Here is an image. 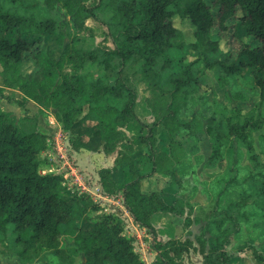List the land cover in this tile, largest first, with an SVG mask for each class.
Listing matches in <instances>:
<instances>
[{
	"label": "trees",
	"instance_id": "1",
	"mask_svg": "<svg viewBox=\"0 0 264 264\" xmlns=\"http://www.w3.org/2000/svg\"><path fill=\"white\" fill-rule=\"evenodd\" d=\"M40 1L45 9L59 5L77 20L97 19L96 10L102 11L112 47L85 49L76 45L77 39L63 44L57 22L39 12ZM215 3L216 18L206 0H0L2 84L19 91L24 99L54 109L56 121L71 135L75 150L117 157L113 167L98 171L100 195L120 198L134 224L154 238L153 221L159 215L182 219L184 227L191 224L177 201L166 202L162 191L143 192L142 182L154 176L172 180L175 151L180 146L177 134L180 130L201 131L194 119L179 116L200 84L198 72L219 69L225 75H240L239 67L245 68L243 76L251 78L264 101V77L258 75L264 72V0ZM174 17L190 21L192 42L174 27ZM232 20L234 35L238 26L243 27L245 36L258 42L255 47L241 43L235 59L220 51L211 35L215 25L225 31ZM24 32L36 39L23 38ZM45 37H53L61 49L57 59L48 55ZM27 53L32 68L24 72ZM138 83L148 93L145 103L150 123L140 120L136 112ZM21 120L15 125L0 110V246L4 252L21 259L30 248L40 246L51 251L58 264H72L66 253L71 248L83 255L85 264H145L134 251L133 239L122 234L117 217L97 216L88 229L77 224V213L86 215L98 206L87 196H69L60 175L39 173V156L46 149L47 137L39 131L35 117L25 115ZM159 126L168 137V153L157 148L154 130ZM225 128L253 152L248 130L261 128L257 119L226 120ZM211 129V125L206 127L213 136ZM214 151H218L216 143ZM261 166L264 171V161ZM247 205L264 219V184L252 195L242 196L237 208ZM224 218L231 222L232 230L213 240L202 264H230L226 248L231 235L239 230L238 215L224 214ZM64 237L71 242L67 248L62 247ZM190 246L189 241L174 236L155 241L153 264H183Z\"/></svg>",
	"mask_w": 264,
	"mask_h": 264
},
{
	"label": "rangeland",
	"instance_id": "2",
	"mask_svg": "<svg viewBox=\"0 0 264 264\" xmlns=\"http://www.w3.org/2000/svg\"><path fill=\"white\" fill-rule=\"evenodd\" d=\"M40 2L42 5V1ZM206 2L216 18L218 6L215 0ZM41 7L39 12L42 15L57 22V30L63 35V44L77 39L76 45L85 49L112 47L104 24L106 17L102 11L96 10L97 19L77 20L66 15L59 5L51 9H45L43 5ZM239 15L240 12H237V16ZM172 21L174 27L183 33L185 40L192 42L194 27L190 21L178 17H174ZM234 23L235 20L229 21L225 31H220L217 25L211 31L220 51L230 54L232 59L237 57L241 43H247L251 47L258 45V42L245 36L243 27L238 26L234 35ZM22 37L27 40L36 39L30 32L22 33ZM43 40L48 55L57 59L61 49L57 47L55 39L45 37ZM35 47L36 45L32 50ZM237 61L245 62L238 58ZM31 68V55L27 53L22 70L27 72ZM239 70L240 75H225L219 69L198 72L200 84L189 95L179 116L186 121L194 119L195 124L201 125V131L193 133L180 130L177 134L180 146L175 151V176L172 180L154 176L142 182L143 192L162 191L166 202L177 201L183 207L184 215L190 219V226L184 227L183 220L177 217L159 215L153 221L154 238L134 224L120 198L100 195L98 171L113 167L117 157L106 156L99 151L75 150L71 145V135L63 131L61 124L56 121V111L43 106V110L35 108L34 113L37 114L33 116L36 119L38 115L42 116L38 128L47 137L46 149L39 156V173L66 177L63 180L69 196H87L98 206L97 211L89 210L86 215H75V221L82 228H90L91 222L97 216L117 217L122 225V234L133 239L134 251L145 264L156 261V252L153 249L155 241L165 242L173 236L191 243L188 252L182 257L183 264H202L203 254L213 245V240L221 232L232 230L231 222L224 218V214L238 215L239 230L231 235L230 244L226 248L231 256L230 264H264V219L258 216L251 205L237 208L242 196L252 195L264 184V171L261 166L264 161V101L260 100L259 91L253 86L251 78L243 76L246 69L239 67ZM258 75L264 77V72ZM14 95L16 93L8 91L0 80V105L9 104L7 109L12 110V115L19 118H12L14 124L20 125L21 119L28 114L24 105L20 106L12 101ZM147 96L146 87L138 83L136 112L140 120L150 123L152 118L145 103ZM247 117H253L261 123L259 130H248L252 153L248 152L240 139L227 134L225 128L226 120L237 123ZM209 125L212 127L213 136L206 131ZM154 134L159 151L168 153V137L165 131L159 126ZM215 143L217 153L214 151ZM115 178L118 180L120 174L117 173ZM70 244L69 239L64 237L62 247L67 248ZM66 253L72 264H85L82 254L71 248H67ZM0 264H58V259L51 251L40 246L30 248L21 259L5 253L0 246Z\"/></svg>",
	"mask_w": 264,
	"mask_h": 264
},
{
	"label": "crops",
	"instance_id": "3",
	"mask_svg": "<svg viewBox=\"0 0 264 264\" xmlns=\"http://www.w3.org/2000/svg\"><path fill=\"white\" fill-rule=\"evenodd\" d=\"M7 90L10 91V92H13V94L16 93V95H14V100L18 101L19 100L18 98H20V100L24 103V106H25V109L27 110L28 116L36 115L37 113L35 114L34 111H35V108L37 109V107H38V110H43L41 106L35 104L33 101H31L29 99H26V98L24 99V97L22 96V94L19 91L13 90V89H10V88H7ZM18 96H20V97H18ZM0 107H1L0 109H2L3 112L9 113L10 118H15V119L19 120V118H16L14 115H12V110L7 109V107H10L9 104H6L5 106L0 105ZM37 120H38V122H37L38 127H40V121L42 120V116L38 115Z\"/></svg>",
	"mask_w": 264,
	"mask_h": 264
},
{
	"label": "built area",
	"instance_id": "4",
	"mask_svg": "<svg viewBox=\"0 0 264 264\" xmlns=\"http://www.w3.org/2000/svg\"><path fill=\"white\" fill-rule=\"evenodd\" d=\"M68 169L70 170V166H68ZM62 178H63V177H62ZM64 178H66V177H64ZM64 178H63V179H64Z\"/></svg>",
	"mask_w": 264,
	"mask_h": 264
}]
</instances>
